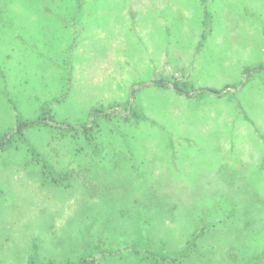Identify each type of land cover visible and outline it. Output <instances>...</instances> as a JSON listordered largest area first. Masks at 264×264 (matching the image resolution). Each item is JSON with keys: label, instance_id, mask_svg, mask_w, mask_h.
Listing matches in <instances>:
<instances>
[{"label": "rangeland", "instance_id": "374dc122", "mask_svg": "<svg viewBox=\"0 0 264 264\" xmlns=\"http://www.w3.org/2000/svg\"><path fill=\"white\" fill-rule=\"evenodd\" d=\"M0 264H264V0H0Z\"/></svg>", "mask_w": 264, "mask_h": 264}, {"label": "crops", "instance_id": "0c3cea01", "mask_svg": "<svg viewBox=\"0 0 264 264\" xmlns=\"http://www.w3.org/2000/svg\"><path fill=\"white\" fill-rule=\"evenodd\" d=\"M206 33L208 36H212L213 32L215 31L216 26L214 24L210 25L209 27H206ZM181 66V65H179ZM48 123V122H47Z\"/></svg>", "mask_w": 264, "mask_h": 264}]
</instances>
